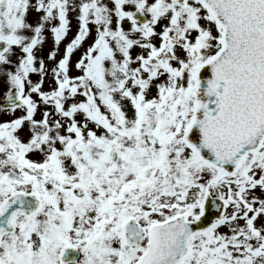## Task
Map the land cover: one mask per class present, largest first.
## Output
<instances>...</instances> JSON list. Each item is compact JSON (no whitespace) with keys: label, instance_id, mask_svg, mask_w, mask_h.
<instances>
[{"label":"snow or ice","instance_id":"1","mask_svg":"<svg viewBox=\"0 0 264 264\" xmlns=\"http://www.w3.org/2000/svg\"><path fill=\"white\" fill-rule=\"evenodd\" d=\"M0 264H264V0H0Z\"/></svg>","mask_w":264,"mask_h":264}]
</instances>
